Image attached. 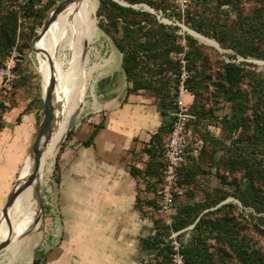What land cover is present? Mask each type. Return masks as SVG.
Masks as SVG:
<instances>
[{
	"label": "rangeland",
	"instance_id": "1",
	"mask_svg": "<svg viewBox=\"0 0 264 264\" xmlns=\"http://www.w3.org/2000/svg\"><path fill=\"white\" fill-rule=\"evenodd\" d=\"M38 1L41 4L39 11H42L41 15H46V17L60 2L53 4L54 1L56 2L58 0ZM221 3L222 2L219 0H211L210 3L200 5L196 0H190L186 13L189 11L190 15L196 17V19H208L216 16L220 17L223 23L226 21L228 24L235 25V20L238 18L244 21L258 16L256 12L259 11L258 9H260V6L264 5L257 0H235L234 7L222 5ZM141 6L148 10L144 4H135L137 8ZM98 7L99 0L97 1L93 16L92 36L83 41V47L86 52L84 55L87 56L86 62L84 57L83 74L81 75L85 85L83 95L81 98H70L63 109L56 115V123L60 120H64L67 123L65 136L71 115L76 108L84 102L82 111L77 123L71 129V132H69L70 135L64 136L65 139L62 144L52 154L42 160L41 183L43 188L44 216L47 215V209H52L53 211L55 209V214H52L51 218L48 220V226L44 221V223L40 224L38 230L17 238L15 240V242L18 243L16 252L10 249V247L0 251V264H35L36 257L39 258L37 264H94L96 260V257L92 256L89 251L90 249H87V245L84 246V243H82V245H76L69 243L68 240L66 241L67 235L63 227V218L56 208L57 199L53 183L55 179H58V167H56V162H59L60 153L72 139L78 138L84 123L91 114L94 103L98 100L99 90H107L112 87V83L118 80V73L120 69H122V54L115 46L111 35L105 30L103 26L104 22L100 21L102 16H98ZM186 13L183 15L180 12V18L176 16L165 17L164 22L166 24L178 26V28L175 29V33L180 37L181 44L183 42L186 43L187 50L189 44H187L186 36L191 35L194 37V44L200 52V56L195 59V65L199 67L201 75L205 80L204 84L206 85L202 90V101L204 102L206 117L203 119V123H199L201 126L199 127V131L205 140V147L203 154L199 156L195 161L196 164L192 167L197 173L196 177L191 182H186L184 180L178 182V191L175 195L178 208L187 204L199 205V212L196 220L183 229H180L183 231L179 233L178 238L188 234V245L194 233V225L201 216L214 220L217 217H222L227 214L228 218L233 217L235 219V222L231 224V226L235 229L236 233L239 234V237L244 236L248 238L255 247L264 253V234L258 230V227H264L262 222L264 219V211L256 210L254 207H245L241 201L234 196V193L237 192L235 184L238 183V185L242 187V185L247 182L245 168L240 167L236 161H239L243 156L252 161V157L256 156L261 163L257 166L258 169H255L254 177L257 179L256 185L261 186V193L263 194V198L261 199L264 202V180L262 176H258L262 175L264 171V145H260V149L254 151L255 154L249 149L243 150V152L241 151V145L235 142L237 135L231 133L225 121L226 117L231 113V102L226 100L225 97L217 95L219 92L217 90V85L214 84V81L219 79L223 71L224 63L229 61H235L237 63L243 61L245 62V67L252 71V77L264 78V58L253 56L243 57L235 54V50L232 48L222 47L220 44V48H218L214 44L205 42L196 35H192L185 29V26L189 27L187 22L192 21V19L186 16ZM30 17L27 23L19 24L18 32L26 33V35H31L34 38L40 30L41 25L39 22L41 20L38 15ZM257 20L263 21L264 17H260ZM49 30L50 28L44 35H47ZM250 30L252 29H248L247 31ZM244 33L249 34L250 32ZM199 34L209 39H214L202 33ZM253 38L256 39V37ZM38 45H36V47H38ZM25 51L26 56L16 62L14 71L19 74V76L13 82L12 90L5 93L2 100H0V130L3 125L4 113L9 112L10 114V111L14 113L18 107H20V109L25 108L24 112L34 110L37 121L40 123L44 101L42 98L43 92L39 73L38 52L33 51L32 46L31 49L26 48ZM56 56L59 63L56 76H59L60 71L68 64L71 57V49L66 40L60 43L56 51ZM172 56L176 57L177 54L173 53ZM175 59L178 61L179 55L178 58ZM6 60L7 58H0V65H5ZM93 63H98L100 66L91 74L90 70ZM87 67L89 72L86 70ZM144 67V75L154 77L156 80L168 81V85H174L177 79V73L180 71L177 65H175L173 69L165 67L159 70L151 62ZM68 71L71 72V68L68 69ZM191 73L192 71L190 74ZM111 76L113 78H111ZM241 89L249 94L251 101L254 100L252 85L248 78L241 83ZM146 91L151 94V90L146 89ZM17 119L20 121L21 116L17 117ZM169 120L170 117H166L165 125H168ZM145 147L147 146L144 144H136L134 148V151H136L134 154L135 161H143L145 163V161L147 162L150 159L145 153ZM30 151L31 148L27 151V155L30 154ZM250 155L252 156L251 158L249 157ZM159 156V153L156 152L153 161H158ZM160 182L161 179L158 180L157 178H153L151 186L147 188L148 199H153L157 205L151 210L153 230L148 238L158 233H164V223L169 224L158 205L159 190L162 186ZM224 193L228 194L227 197L220 200L218 204L200 209L204 204H211ZM226 203H234L236 206L229 207L226 205L223 211L208 216V213H210L208 212L209 210H214ZM176 211V208L172 210L170 214L171 219H173ZM31 212L33 213V211ZM177 231H173L172 233ZM209 232L208 230L205 231V233L210 235L208 242L211 245L210 249L213 253L211 264L237 263L228 244L224 240H215ZM172 233L170 235H172ZM169 236L164 237L168 240ZM14 253L16 254L14 255ZM171 254L165 253V255L170 256ZM162 256H164V253H161L160 249L150 246L143 248L142 246L140 253H138V264H155L156 258ZM30 257H32V261L28 263Z\"/></svg>",
	"mask_w": 264,
	"mask_h": 264
},
{
	"label": "trees",
	"instance_id": "2",
	"mask_svg": "<svg viewBox=\"0 0 264 264\" xmlns=\"http://www.w3.org/2000/svg\"><path fill=\"white\" fill-rule=\"evenodd\" d=\"M13 0H0V58L5 59L11 53L13 47L17 46L20 51L31 49L33 37L26 35V33L18 32L19 21L17 12L14 11L10 3ZM58 1H54L56 4ZM130 5L121 4L115 0H99L98 16L105 30L111 35L115 46L122 54V68L126 74L128 82L132 83L128 91L149 89L152 95L160 97V112L164 120L159 130L151 136L149 145L146 144L145 153L149 156L144 169L133 165L131 173L134 176H139L144 173L145 175L161 179L163 183L165 160L164 148L167 136L170 131L171 120L168 125L166 124V117L169 116V111L173 108V102L176 95L178 79L174 85H168V81L156 80L154 77L144 75V66L150 62L154 64L159 70L161 68H175L179 66L178 58L180 52L183 51L180 37L175 33L177 25L166 24L158 17V13L162 11L165 17H181L177 6L173 0H123ZM222 5L230 7L235 6V0H219ZM264 4V0H257ZM200 5L210 3L211 0H196ZM135 4H147L154 8L156 13L145 9L143 6L137 8ZM34 10L32 7L28 9V16L38 15L40 18L39 24L42 25L46 15H41L42 11ZM256 13L258 16L246 20H235V25L228 24L226 21L223 23L220 17H210L208 19H196L192 17L187 11V17L192 19L188 21L187 25L191 29L202 33L210 38H214L222 47H229L235 50V54L243 57L253 56L264 58V20L258 21L260 17H264V5L260 6ZM237 24V25H236ZM248 29H252L247 31ZM244 32H250L246 34ZM253 37H256L253 38ZM44 37L36 42V45L43 41ZM18 41V42H17ZM187 44H189L186 56L188 58V69L190 74L187 85L196 94V99L191 106V111L198 116V121L195 122L196 132L203 138L200 133L199 127L203 123L205 115V106L202 101V90L206 87L204 77L198 66L195 65V59L200 56V52L194 44V37L191 35L186 36ZM177 54L173 57L172 54ZM252 71L245 67V62L237 63L229 61L224 63L223 71L214 84L217 85L218 96L225 97L226 100L231 102V113L226 117V123L229 130L234 135H237L236 141L241 145V151L260 149V145H264V78L252 77ZM249 80L252 85V92L254 100L251 101L249 94L241 89V83L245 79ZM1 120V119H0ZM1 122V121H0ZM200 123V124H199ZM102 127L98 125L92 133L89 140L84 144L89 145L92 138L97 131V128ZM71 132V131H70ZM70 135V134H69ZM204 139V138H203ZM204 146L198 156L189 155L187 163L184 164L179 171L178 182L182 180L191 182L196 177V171L192 169L195 161L204 152ZM159 153L158 161H153L156 154ZM243 155V153H242ZM252 157L251 155L249 156ZM58 159V157H57ZM250 161L247 157L243 156L239 161H236L240 167L245 168V177L247 182L242 185L236 183L237 192L234 196L238 198L245 207H254L256 210L264 211L263 194L261 193V186L256 185L254 177L255 169L261 163L257 157L254 156ZM238 166V165H236ZM58 167V161L56 162ZM260 173V169H259ZM162 174V175H161ZM264 180V171L262 175ZM59 181V178L57 179ZM224 193L214 202L204 204L200 209L208 208L211 205L218 204L220 200L227 197ZM152 210L157 206L153 199H146ZM236 206L234 203H226L214 210H209L208 216L223 211L224 206ZM177 206V207H176ZM199 205L187 204L178 208L176 199L175 206L177 211L173 216L171 223L165 225V232L158 233L153 237H149L142 241L143 248L147 246L158 248L164 256L156 258L155 264H173L172 256L165 255V253H172L171 247L166 241L164 236H169L173 231L183 229L189 224L193 223L198 216ZM235 222L232 217L228 218L225 214L216 219H207L202 216L194 225V233L192 239L185 247V255L187 264H211L213 253L211 245L208 242L210 235L205 231H210L217 241L224 240L232 255L235 257L237 263L235 264H264V253L260 251L248 238L240 236L236 233L235 229L231 226ZM264 224V219H263ZM258 230L264 234V227H258ZM39 262L36 257L35 264ZM231 264V263H229Z\"/></svg>",
	"mask_w": 264,
	"mask_h": 264
},
{
	"label": "crops",
	"instance_id": "3",
	"mask_svg": "<svg viewBox=\"0 0 264 264\" xmlns=\"http://www.w3.org/2000/svg\"><path fill=\"white\" fill-rule=\"evenodd\" d=\"M99 66L93 63L91 74ZM86 70L89 72L88 67ZM118 77L112 87L99 90L98 100L78 138L72 139L60 153L59 181L55 179L53 183L66 241L87 245L92 256L96 257L94 264H138L142 241L153 230L152 211L146 199L149 198L147 188L154 177L144 173L134 176L130 169L133 165L144 169L146 161H135L134 148L137 143L148 144L151 136L164 125L160 97L145 89L128 91L131 83L123 68ZM24 110L18 107L14 113L10 111V114L5 112L3 115L0 130V222L13 185L28 163L27 151L39 129L35 111ZM100 124L102 127L97 128L92 142L84 144ZM27 208L22 192L11 212L16 225L23 222ZM52 214L55 209H47V217L44 216L43 220L47 226ZM35 219L14 233L38 230L40 224H35ZM4 222L5 219L0 232ZM15 240L9 246L14 252L18 245ZM31 261L32 257L28 263Z\"/></svg>",
	"mask_w": 264,
	"mask_h": 264
},
{
	"label": "built area",
	"instance_id": "4",
	"mask_svg": "<svg viewBox=\"0 0 264 264\" xmlns=\"http://www.w3.org/2000/svg\"><path fill=\"white\" fill-rule=\"evenodd\" d=\"M179 12L185 15L190 0H173ZM11 8L17 12L19 24L27 23L31 18L28 16V9L32 7L38 10L41 4L38 0H13ZM156 13V11H154ZM160 20L165 21L162 11L159 12ZM183 51L179 54L180 71L177 73L178 85L173 102V108L169 111L171 120L170 131L167 136L164 148V176L161 189L159 190L158 205L160 211L171 223L170 214L175 206V195L178 191V178L181 167L187 163L189 155L198 156L204 146V139L196 132L195 122L198 116L191 111V106L195 100V94L187 85L190 71L187 67L188 58L186 56L187 46L183 42ZM26 56V51H20L17 46L13 47L5 65H0V100L3 95L13 88V82L19 74L14 71L16 62ZM183 230L172 233L166 241L172 250L173 264H187L185 247L189 240V235L185 234L178 238Z\"/></svg>",
	"mask_w": 264,
	"mask_h": 264
},
{
	"label": "bare ground",
	"instance_id": "5",
	"mask_svg": "<svg viewBox=\"0 0 264 264\" xmlns=\"http://www.w3.org/2000/svg\"><path fill=\"white\" fill-rule=\"evenodd\" d=\"M97 1L98 0H72V2L56 17L51 24L47 36L38 45V49L46 50V52L42 50L38 51V64L42 82V91L47 88L50 78L53 75V71L55 72V75L57 73L56 70L58 69L59 63L57 61L56 51L60 43L63 40H66L71 49V57L68 64L60 71V75L56 76L57 86L55 94L58 101L56 115L63 109L70 98H81L83 95L85 85L81 75L83 74L84 57L85 62L87 60V56L84 55L86 52L83 47V41L92 36L94 23L93 16ZM185 28L201 40L218 46L214 40L202 36L189 27ZM52 63L54 66L53 68ZM70 68L72 70L71 72L68 71ZM66 128V121L60 120L57 123L55 121L50 137L43 148L42 160L52 154L59 147V143L65 136ZM31 169L32 159L29 158L21 176L28 175ZM34 195L33 186H30L23 192L24 203L27 204L28 208L25 218L20 225H16L14 223L15 216H11L14 231L23 225H28V223H31L30 220L37 217L39 210L36 204L37 199L36 202L34 201ZM31 211H33V213ZM3 221L4 219L1 220L0 227ZM8 231V224L5 220L0 232V240L8 235Z\"/></svg>",
	"mask_w": 264,
	"mask_h": 264
},
{
	"label": "water",
	"instance_id": "6",
	"mask_svg": "<svg viewBox=\"0 0 264 264\" xmlns=\"http://www.w3.org/2000/svg\"><path fill=\"white\" fill-rule=\"evenodd\" d=\"M121 4L124 5H130L129 3L123 1V0H115ZM72 2V0H61L47 15L45 18L43 24L40 27V30L38 31L37 35L33 38L32 41V50L35 52L38 51H44V49H38L36 47V42L40 40V38L47 32V30L50 28L51 24L54 22L56 17ZM148 10L154 12V8L150 7L147 4H144ZM135 6V5H134ZM188 27V26H185ZM186 29V28H185ZM191 29V28H190ZM189 32V31H188ZM190 33V32H189ZM193 35V34H192ZM220 48L219 43L213 39ZM53 63H52V68H53ZM53 71V70H52ZM56 86H57V77L55 75V72L53 71V75L50 78V81L48 83L47 88L42 91V98L44 101V106H43V111L39 123V129L38 133L36 135V138L32 144L31 151H30V158L32 159V169L30 173L26 176H20L18 179L15 181L12 191L8 196L7 202L2 210L1 214V220L5 219L7 224H8V235L0 240V251L8 248L12 242L19 238L20 236H24L28 233H30L32 230H24L19 234H15L14 232V227L12 226V221H11V212L12 208L14 206L15 200L17 197L24 192L27 188L30 186L34 187V194L37 199L38 203V209L39 213L34 220L35 224H42L44 220V200H43V188H42V183H41V166H42V157H43V148L48 141L50 134L52 132L54 123L56 121V110L58 108V101L56 99ZM84 102L81 103L76 110L73 112V114L70 117L69 125H68V130L66 133V136L69 134L71 129L74 127V125L77 123L78 118L80 116V113L82 111ZM65 136V137H66ZM65 137L61 140L59 143V146L62 144L63 140ZM40 226L37 227L39 229Z\"/></svg>",
	"mask_w": 264,
	"mask_h": 264
}]
</instances>
